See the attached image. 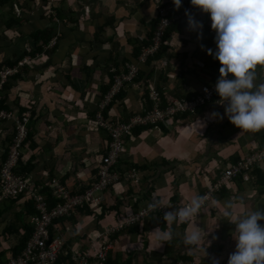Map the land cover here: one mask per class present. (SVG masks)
<instances>
[{"label": "crops", "instance_id": "1", "mask_svg": "<svg viewBox=\"0 0 264 264\" xmlns=\"http://www.w3.org/2000/svg\"><path fill=\"white\" fill-rule=\"evenodd\" d=\"M189 1L181 0V7L174 12L181 13ZM160 4L173 2L161 0ZM156 7L154 0L0 2V66H19L1 93L2 108L17 116L30 113L29 138L19 170L45 199L44 191L55 184L74 195L95 183L101 159L108 151L107 136L96 127L95 113L109 86L110 71L136 62L135 51L152 33ZM189 13L202 23V29L188 30L187 17L182 15L168 29L162 53L149 65L142 64L138 78L126 84L124 95L107 106L103 113L106 120L128 123L131 117L144 113L151 103L148 92L152 85L161 87L167 105L176 98L194 99L202 95L204 85L216 83L221 65L206 51L216 50L209 14L198 8ZM41 32L53 38L47 46L43 36L35 37ZM198 32L202 33L200 38ZM52 40L55 45L51 48ZM42 45L43 51L35 52ZM29 57V63L19 65ZM256 71L264 77V67L257 66ZM219 99L216 95L194 112L161 125L160 130L133 132L118 167L123 174L137 170L139 184L122 181L103 194L102 203L84 205L59 219L64 245L57 264H70L74 252L90 247L96 257L107 246L108 264H212L213 258L227 264L235 250V226L223 218L221 209L228 199H233L236 211L264 209V171L254 168L249 180H221L231 164L264 147V130H240L226 116L209 119L213 111L223 115ZM13 127V121L0 120V167ZM205 193L209 200L194 218L200 230L208 233L206 241H211L210 245L204 241L205 256L200 248L183 243L190 224H173L172 241L159 246L153 230L166 227L163 212L121 227L153 197L180 206L193 195ZM26 196L0 203V264L24 253L26 246L23 250L17 247L33 213ZM12 227L16 230L11 232ZM109 228L115 229L114 233L99 238Z\"/></svg>", "mask_w": 264, "mask_h": 264}, {"label": "built area", "instance_id": "2", "mask_svg": "<svg viewBox=\"0 0 264 264\" xmlns=\"http://www.w3.org/2000/svg\"><path fill=\"white\" fill-rule=\"evenodd\" d=\"M160 1L161 0H155L161 18L156 26L151 43L143 48L137 58V63L129 62L124 66L126 70L113 73L111 87L102 97L99 110L96 113L95 124L99 129L105 131L108 151H106V154L101 159L95 183L82 194L74 195L69 194L62 186L55 184L53 194L56 199L62 200V202L51 208L48 206V202L43 194H34L33 191L35 189L21 179L15 172L21 159V145L28 135L30 113L27 112L23 113L21 116H17L14 112H9L2 108L3 98L1 93H3L10 78L18 72L19 66L12 68L0 66V120L13 121L18 132L17 136L14 137L7 159L0 167V203L6 198H15L20 195L31 194V200L36 204L35 207L38 211V215L32 219L36 225L35 231L27 242L24 253L4 264H57L60 250L64 245V240L62 239L60 233L62 230L59 226L50 229L53 220L66 218L84 205H97L100 202L102 203L104 201L103 194L110 188L121 184L122 181L131 183L132 185L139 184L140 178L137 170L133 169L127 174H123L122 170L118 168L121 157L126 150L125 142L132 136L133 132L138 128L149 126H153L154 129L160 130V125H165L181 115L194 112L199 106L211 101L218 95L215 91V84L210 86L204 85L201 89L202 95H198L194 99L176 98L165 107H161V92L153 85L149 90V99L153 102L152 110L148 109L144 114L138 113L131 117L128 123L120 121L112 122L104 118V109L110 104L114 96L125 87L126 83L130 82L137 75L140 69L139 63L147 62L151 56L159 52L167 28L173 22L178 21L180 17L185 14V10L190 12L196 8L192 6L189 1L184 10L177 14V12H174L176 9L173 4L162 5ZM172 12H174L175 15L171 16L170 14ZM211 34L215 36L214 30H211ZM54 44L55 41H52L51 45L53 46ZM30 59V57L24 59L19 65H25ZM112 71H114V69H112ZM229 78H231V75ZM254 168H259L264 171V147L254 153L246 155L244 159L231 164L224 172L221 183L230 181L236 177L249 180ZM145 209L143 208L141 211L137 212L136 215L127 218L121 227L129 224L132 225L149 216L156 217L159 212L164 213L170 210L161 209L146 213ZM114 231L115 229L113 228L106 229L99 238L110 237ZM109 250V246L104 247L97 253L96 257L93 255L91 247L85 249L83 252H74L70 258V264H108ZM172 264L194 263L190 261H177Z\"/></svg>", "mask_w": 264, "mask_h": 264}, {"label": "clouds", "instance_id": "3", "mask_svg": "<svg viewBox=\"0 0 264 264\" xmlns=\"http://www.w3.org/2000/svg\"><path fill=\"white\" fill-rule=\"evenodd\" d=\"M174 8L181 7V0H172ZM190 4L203 13H208L211 29L214 30L216 50L208 48L207 54L220 63L215 91L218 104L224 113L211 112L209 119H227L240 130L257 132L264 130V77L258 76L257 66L264 67V0H190ZM190 31L202 29L201 22L185 10ZM202 33L198 32V38ZM203 49L204 46L201 45ZM231 75V78L229 76ZM209 200V194L193 195L186 204L173 206L167 200L154 198L147 204L146 213L170 209L163 213L164 229L153 230L159 246L170 243L174 233L173 224H190L183 234L186 246L204 247L208 233L195 224L197 217ZM241 205L243 200L240 201ZM223 218L235 227L233 238L235 250L230 253L227 264H264V209L236 211L233 199L224 202ZM216 239L215 236L212 237ZM210 245L211 241H206ZM212 264H219L213 258Z\"/></svg>", "mask_w": 264, "mask_h": 264}, {"label": "trees", "instance_id": "4", "mask_svg": "<svg viewBox=\"0 0 264 264\" xmlns=\"http://www.w3.org/2000/svg\"><path fill=\"white\" fill-rule=\"evenodd\" d=\"M0 2L1 3H3V2H6V0H0ZM50 11V10H49ZM171 16H173V15H175V13L174 12H172L171 14H170ZM160 18H161V15H160V12L157 10V15H156V21H155V24H154V27H153V30H152V33H151V35L147 38V40L143 43V45L141 46V48L139 49V50H136L135 51V57H137L138 58V56L140 55V53L142 52V50H143V48L144 47H146V46H148L150 43H151V41H152V38H153V35H154V31H155V29H156V26H157V24H158V22H159V20H160ZM177 22V21H176ZM176 22H173L168 28H167V31H168V29L174 24V23H176ZM166 31V34H165V36H164V40L168 37V32ZM48 32H41V33H37L36 35H35V37L37 38V39H39V35L40 36H43V45H48L49 44V40L52 38L51 37V35H48L47 34ZM53 39V38H52ZM164 40H163V42H164ZM52 41H55V40H52ZM51 41V42H52ZM51 44V43H50ZM43 45L42 46H40V47H38V48H36V50H35V52H42L43 51ZM55 45V44H54ZM53 45V46H54ZM53 46H51V48L53 47ZM164 48V45L162 44V46H161V49L159 50V52H157L156 54H154L153 56H151L148 60H147V62H145V63H147L148 65L150 64V62L153 60V58L154 57H157L160 53H162V49ZM32 57H33V55H32ZM31 57V58H32ZM31 62V61H30ZM27 63H29V61L27 62ZM26 63V64H27ZM135 63H137V60H136V62ZM18 63H13V64H10L9 65V67H14V66H16ZM25 64V65H26ZM142 64H144V63H139V68H141V65ZM24 65V66H25ZM3 67V66H2ZM116 67V66H115ZM122 70H126V67H123L122 66V68H120V69H117V68H114V71H110V72H112V76H111V80H110V83H109V86L106 88V90H105V92H107L109 89H110V87H111V84H112V81H113V73H118V72H121ZM140 72V70L138 71V73H137V75L130 81V82H133L134 80H136L137 78H138V76H139V73ZM217 81V80H216ZM215 81V82H216ZM129 83V82H128ZM127 84V83H126ZM7 86V85H6ZM6 86H5V88H6ZM153 86V85H152ZM151 86V87H152ZM150 87V88H151ZM156 87L160 90L161 89V87H158L157 85H156ZM125 88H126V85H125V87H123L122 89H121V91H119V93H117L115 96H114V98H113V100L114 99H116V98H121L123 95H124V90H125ZM150 88H149V90H150ZM160 92H161V90H160ZM148 98H149V92H148ZM161 98H162V94H161ZM113 100L110 102V104H108L109 106L111 105V103L113 102ZM151 102V101H150ZM166 106V104H164L163 103V99H162V105H161V107H165ZM152 107H153V102H151V103H149V107H148V109L149 110H152ZM108 107H106L105 109H104V111H103V113L105 114V111H106V109H107ZM148 109H147V111H148ZM146 112V110L144 111V113ZM143 112H142V114H144ZM186 115H188V114H186ZM95 116H96V113H95ZM161 126V125H160ZM159 126V127H160ZM97 127V126H96ZM29 128V127H28ZM98 128V127H97ZM147 128H154L153 126H149V127H145V128H138L137 130H140V129H147ZM99 129V128H98ZM104 131V130H103ZM17 134H18V132H17V130H16V126H15V123H14V127H13V133H12V139H11V142H10V144H9V147H8V152H6L5 153V157H3V161H5L6 159H7V157H8V154H9V150H10V147H11V145H12V143H13V140H14V137H16L17 136ZM28 138H29V129H28V135L26 136V138H25V140L23 141V143H22V145H21V149H20V152H21V155H22V150L24 149V146H25V143L27 142V140H28ZM128 140V139H127ZM126 140V141H127ZM126 143V142H125ZM107 145H108V143H107ZM21 158H22V156H20ZM20 161H21V159H20ZM20 161H19V164H20ZM4 163V162H3ZM2 163V164H3ZM2 164H1V166H2ZM19 164H18V166L16 167V169H15V172H16V174L18 175V176H20V178L21 179H23L24 181H26V177H25V175H24V173L22 172V171H20L19 170ZM119 168V167H118ZM27 182V181H26ZM54 187L52 186L51 188H50V190L51 189H53ZM49 190V191H50ZM49 191L48 190H45L44 192H45V196H46V199H47V202H48V206L51 208V207H53L52 205H56L57 203H55L54 201H53V199L55 198V196H54V194H53V191H51V194H52V196L54 197H52L51 195H50V193H49ZM22 197V196H21ZM56 199V198H55ZM35 203L30 199L29 200V204H28V207L30 208V209H32V218L33 217H35V216H37L38 215V211L36 210V207H35ZM80 209V208H79ZM32 218H31V221H29V226L28 225H25V231H26V233L23 235V237H22V239H20V242H19V245H18V249L17 250H23L24 249V247L27 245V242L29 241V239L32 237V235H33V233H34V231H35V227H36V225L34 224V222H33V220H32ZM61 220V219H60ZM58 223H59V219H56V220H53L52 221V225L50 226V229H53V227H55V226H57L58 225ZM58 226H60V225H58ZM57 226V227H58ZM10 230H11V232L12 231H14V230H16L15 228H10ZM26 248V247H25ZM14 251H16V248H15V250Z\"/></svg>", "mask_w": 264, "mask_h": 264}, {"label": "rangeland", "instance_id": "5", "mask_svg": "<svg viewBox=\"0 0 264 264\" xmlns=\"http://www.w3.org/2000/svg\"><path fill=\"white\" fill-rule=\"evenodd\" d=\"M154 2H155V0H154ZM155 4H156V2H155ZM156 8H157V7H156ZM28 187H29V185H28ZM33 193H34V194L38 193V190L35 189V190L33 191ZM26 197H27L29 200L32 198L31 194H28Z\"/></svg>", "mask_w": 264, "mask_h": 264}]
</instances>
